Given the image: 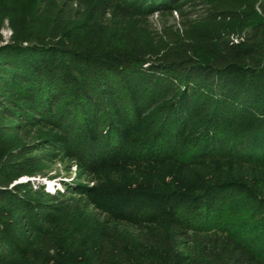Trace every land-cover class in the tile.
Segmentation results:
<instances>
[{
  "label": "trees",
  "instance_id": "1",
  "mask_svg": "<svg viewBox=\"0 0 264 264\" xmlns=\"http://www.w3.org/2000/svg\"><path fill=\"white\" fill-rule=\"evenodd\" d=\"M204 1L0 4V264H264V0L191 9ZM183 6L178 36L148 20ZM44 125L56 133L12 145ZM41 148L99 174L119 159L207 170L157 189L63 181L41 200L9 186ZM73 194L92 210L62 219Z\"/></svg>",
  "mask_w": 264,
  "mask_h": 264
},
{
  "label": "rangeland",
  "instance_id": "2",
  "mask_svg": "<svg viewBox=\"0 0 264 264\" xmlns=\"http://www.w3.org/2000/svg\"><path fill=\"white\" fill-rule=\"evenodd\" d=\"M13 1L15 0H0V4L2 2L7 4H16V2ZM16 1L20 6L23 3L29 5L35 2V0ZM205 1L199 2L198 5L192 7L191 9H195L193 10L194 12H201L203 10L202 7L206 5ZM183 7L185 10H187V14H184L183 11V17L179 15V10L173 9L168 12L154 13L148 18V20L154 28L162 31V33L163 31L164 33H169L167 35L170 37H175L176 35L178 36V34H181L183 29V23H185V21L187 23V20H189L187 19V16L190 8H187L188 6ZM0 9L2 11V8ZM194 17L195 16L193 14L192 18ZM0 33L2 36V39H0V44L6 43L11 36V29L7 26L6 22ZM168 39L169 37L165 36V40ZM4 122L9 123L8 120H5ZM55 133V129L44 125L30 128L19 135H12L10 137V141L13 146H17L35 141L41 136L53 135ZM33 148L34 147L30 149ZM28 149L29 148H26V150ZM36 151L37 150H32V152H29V154H33ZM40 152L46 155L42 157L43 160L40 165L32 167L31 171L27 174H17L16 178L12 180L9 186H12L13 184L30 182L35 187H42V191L35 195V198L41 200L45 199L43 191L50 192L55 190V188L62 187L63 181L70 184L80 181V184L85 187L89 186L96 189L102 188L104 191L106 189H110L111 187L127 186V184L131 186L139 184L142 189H157L165 187V185H167L166 183L174 182V179H177V181H184L187 184L198 182L202 177L203 171L207 170L205 165L192 164L183 167L172 160L147 163L119 159L118 161L116 160V165H114L115 163L110 165L106 163L100 166V168L103 170V173L99 174L97 169L87 171L83 167H80L75 163L73 158L68 157V155L61 150H57V154L55 155H47L45 148H41ZM211 168L214 171H218L220 166L212 165ZM169 174L174 175V179H172L173 177H171V175L168 176ZM87 200L88 199L83 195L73 194L66 201H64L61 206H59L58 209H60V213L58 214L63 215L61 216L62 219L71 220L75 218L76 214L81 215L83 212L86 213L88 212L86 210H92V204H90V202ZM55 217H57V215H55Z\"/></svg>",
  "mask_w": 264,
  "mask_h": 264
}]
</instances>
